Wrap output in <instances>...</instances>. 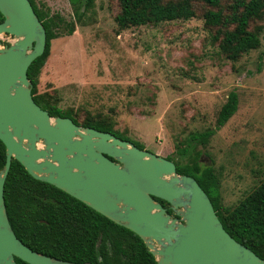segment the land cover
I'll return each mask as SVG.
<instances>
[{
    "label": "rangeland",
    "instance_id": "rangeland-1",
    "mask_svg": "<svg viewBox=\"0 0 264 264\" xmlns=\"http://www.w3.org/2000/svg\"><path fill=\"white\" fill-rule=\"evenodd\" d=\"M230 1L220 0V7ZM34 2L75 23L71 36L52 41L37 93L58 96L61 109L114 111L118 136L173 163L183 140L217 129L197 149L201 164L219 176L224 206H235L264 183V18L260 47L233 63L212 45L199 18L118 32L116 0H93L80 21L74 10L81 13V0ZM194 7L200 15L207 5ZM7 39L0 37L4 44ZM232 91L236 112L217 128Z\"/></svg>",
    "mask_w": 264,
    "mask_h": 264
},
{
    "label": "water",
    "instance_id": "water-1",
    "mask_svg": "<svg viewBox=\"0 0 264 264\" xmlns=\"http://www.w3.org/2000/svg\"><path fill=\"white\" fill-rule=\"evenodd\" d=\"M0 15L8 38L0 41V264H74L32 251L11 230L4 183L12 160L138 236L157 264H264L229 236L205 192L173 162L42 110L27 70L44 53L45 29L29 0H0Z\"/></svg>",
    "mask_w": 264,
    "mask_h": 264
},
{
    "label": "trees",
    "instance_id": "trees-1",
    "mask_svg": "<svg viewBox=\"0 0 264 264\" xmlns=\"http://www.w3.org/2000/svg\"><path fill=\"white\" fill-rule=\"evenodd\" d=\"M78 3L80 0H75ZM82 11L74 10L80 21L93 7V0H81ZM113 1V0H108ZM46 33L44 53L27 70L34 102L50 117L69 118L81 127L117 135L114 111L88 110L85 107L61 109L60 98L47 92L37 93L39 76L50 54L52 41L71 36L75 23L59 14H50L44 5L29 0ZM114 23L118 32L176 21L199 18L212 45L231 62L260 47L263 31L258 22L264 18V0H232L225 9L220 0H116ZM204 2L202 14L194 5ZM3 18L0 15V22ZM237 94L232 91L218 112L217 128L225 126L236 112ZM217 130V129H216ZM216 130L193 133L178 146L176 172L195 179L209 198L223 229L236 242L264 261V183L255 186L233 207L224 206L219 176L212 166L201 164V150ZM137 148L143 150L138 145ZM171 161L169 157L166 158ZM5 164V148L0 142V170ZM162 206L166 202L156 199ZM6 215L14 235L26 247L39 254L74 264H157L142 240L131 231L114 224L63 191L33 179L12 160L4 183ZM165 208V207H164ZM16 264H26L15 258Z\"/></svg>",
    "mask_w": 264,
    "mask_h": 264
},
{
    "label": "flooded vegetation",
    "instance_id": "flooded-vegetation-1",
    "mask_svg": "<svg viewBox=\"0 0 264 264\" xmlns=\"http://www.w3.org/2000/svg\"><path fill=\"white\" fill-rule=\"evenodd\" d=\"M45 111V110H44ZM165 207V209H167V213L172 214L171 211L168 209V205L167 206H163V208Z\"/></svg>",
    "mask_w": 264,
    "mask_h": 264
}]
</instances>
